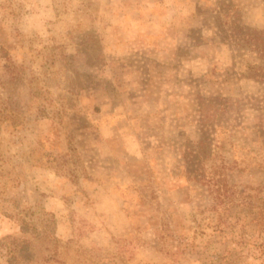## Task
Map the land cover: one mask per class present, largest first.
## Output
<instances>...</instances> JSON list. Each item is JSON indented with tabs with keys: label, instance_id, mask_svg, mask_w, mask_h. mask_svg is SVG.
<instances>
[{
	"label": "rangeland",
	"instance_id": "rangeland-1",
	"mask_svg": "<svg viewBox=\"0 0 264 264\" xmlns=\"http://www.w3.org/2000/svg\"><path fill=\"white\" fill-rule=\"evenodd\" d=\"M234 20L264 28V0H0V238L25 264H260L264 50Z\"/></svg>",
	"mask_w": 264,
	"mask_h": 264
},
{
	"label": "trees",
	"instance_id": "trees-1",
	"mask_svg": "<svg viewBox=\"0 0 264 264\" xmlns=\"http://www.w3.org/2000/svg\"><path fill=\"white\" fill-rule=\"evenodd\" d=\"M231 32L229 33V38L231 41H234L236 44L241 43H249V45L256 47L258 49L264 50V28L256 29V28H248L245 26H240L237 20H234L231 24ZM237 33H241V36H237ZM243 45V44H242ZM195 156L193 151H187V155L185 157V162L190 165V161L194 163L193 170L195 171V175H198V179H203L211 193L214 196L215 203L213 206L224 202V197L227 195V185L224 187V182H221L222 178L220 176V170L223 167L222 165H214V170L212 171L213 175H208L203 171H198L201 169L200 164L202 165V160L195 161ZM192 157L194 159H192ZM257 189V188H256ZM249 198L252 195H248ZM250 202V201H249ZM248 202V203H249ZM246 203V201H243ZM260 208L259 213V220L260 223H264V204H258ZM14 216L19 221V227L21 230H24L28 227H34L35 223L30 222L28 218H26L25 214L22 215L20 212H16ZM28 238L26 236H16V235H8L4 238H0V254L6 255L8 260L10 261L9 264H25L28 261H34L35 256H33V252H27L28 247ZM262 252H259L258 255L261 257L260 264H264V246L261 248Z\"/></svg>",
	"mask_w": 264,
	"mask_h": 264
}]
</instances>
